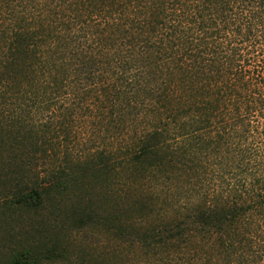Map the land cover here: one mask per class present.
<instances>
[{
    "label": "trees",
    "instance_id": "16d2710c",
    "mask_svg": "<svg viewBox=\"0 0 264 264\" xmlns=\"http://www.w3.org/2000/svg\"><path fill=\"white\" fill-rule=\"evenodd\" d=\"M78 127L125 149L28 166ZM73 196L131 264H264V0H0V218ZM20 246L0 264L107 261Z\"/></svg>",
    "mask_w": 264,
    "mask_h": 264
},
{
    "label": "rangeland",
    "instance_id": "374dc122",
    "mask_svg": "<svg viewBox=\"0 0 264 264\" xmlns=\"http://www.w3.org/2000/svg\"><path fill=\"white\" fill-rule=\"evenodd\" d=\"M87 119L86 122H89ZM76 131V136L72 137L71 143L77 146L76 148H48L47 152L43 155L38 152V156L42 158L34 159V164L28 163V166H36L41 174L45 173L43 170L45 168H51L58 164L64 165L65 163L71 164L76 160H82L89 156L92 152L98 150H112L120 151L125 148H85L86 146H99L102 145L101 137L98 140L95 139L96 135L91 134V132H86L83 127H78V129H73ZM73 134V135H75ZM101 136V135H100ZM107 142V140H106ZM70 143V144H71ZM97 191V190H95ZM87 194V193H86ZM86 194L84 196H86ZM146 195V192H143ZM133 196V192H129L124 197L127 202ZM98 195L93 193L92 201H97ZM123 200V199H122ZM87 199H83L82 202H87ZM109 200H107L108 202ZM114 201V200H110ZM109 201V202H110ZM79 203V198L76 196L69 198H57L53 203H49L45 208H40L36 213L31 214H13V216H8L7 213L3 214L0 218V252H7L13 247H29L36 246L42 242H49L51 240H56L61 243L68 244L75 252L78 254V258L90 257V255H105L107 260L106 264H112L113 262L131 264L133 260H128L129 253L124 252L122 249L126 245L121 244L116 246L111 240H107L106 233L101 229H95L91 227H86L79 231L70 230L68 228L69 222L65 217V214L74 209ZM170 215V216H169ZM169 217H173L174 213H169ZM163 217L159 216L157 213L151 214V216L146 220V223L154 224L163 221ZM133 226L139 228L144 226L140 221L133 219ZM9 225L11 228H9ZM7 233L12 234L11 243L7 240ZM139 252V251H138ZM140 253V252H139ZM127 260V263H125Z\"/></svg>",
    "mask_w": 264,
    "mask_h": 264
}]
</instances>
